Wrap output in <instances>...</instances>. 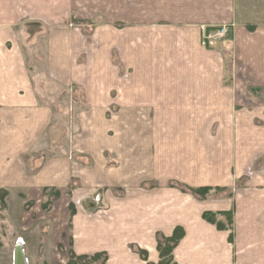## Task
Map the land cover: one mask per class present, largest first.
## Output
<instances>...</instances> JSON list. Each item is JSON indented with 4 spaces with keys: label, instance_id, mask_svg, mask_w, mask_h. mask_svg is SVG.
I'll return each instance as SVG.
<instances>
[{
    "label": "crops",
    "instance_id": "0c3cea01",
    "mask_svg": "<svg viewBox=\"0 0 264 264\" xmlns=\"http://www.w3.org/2000/svg\"><path fill=\"white\" fill-rule=\"evenodd\" d=\"M223 24L230 34L205 43ZM28 27L33 64L15 31ZM37 56L85 106L67 154L38 165L54 108L39 97ZM70 183L62 221L40 226L37 195ZM0 189L3 264H68L71 252L158 263L157 240L176 227L174 264H264V0H0ZM10 191L22 209L33 203L15 226ZM206 211L231 212V224Z\"/></svg>",
    "mask_w": 264,
    "mask_h": 264
},
{
    "label": "rangeland",
    "instance_id": "374dc122",
    "mask_svg": "<svg viewBox=\"0 0 264 264\" xmlns=\"http://www.w3.org/2000/svg\"><path fill=\"white\" fill-rule=\"evenodd\" d=\"M256 12V11H255ZM18 31L19 36L22 35L21 40H22V44H26L24 47L27 50V54L28 57L27 59L30 61V64H33L34 62V58L35 55L30 54L31 50L29 49V45H30V38L32 35V31L33 28H27L26 30L24 29H19V30H15ZM38 31H42L41 29H38ZM29 33V35H28ZM41 34H39V40H42V42L44 43V34L43 31L39 32ZM28 42V43H27ZM39 42V41H38ZM41 42V43H42ZM36 48V44L34 42L33 45ZM37 60L40 63V71L38 72H34V81L36 82V87H38V93H39V97L41 99L42 102H45V104L48 105H52L54 108V117H53V122L52 124L49 126V129H47V132L45 133V137L42 143H40L41 148L43 149V155L39 153V156L37 158H33L32 157V161L35 162L36 165L40 163H42L43 161H46L47 159L51 158L52 154H59L60 155L63 154H67L66 152L68 151V149L70 148V141L68 138L69 132H77V134L79 133V128L82 127V125L78 126V122H77V117L78 115L82 112L83 108L85 107L83 104H81L79 102V93L76 89H72L73 92L68 93L66 91V89H61L57 86H55L51 81L47 80L44 78V72H42L43 69V62H41V59L39 56H37ZM56 88V89H55ZM64 91V98L65 99H61V100H54V97H57L58 95H62V92ZM72 94V98L70 99L68 95ZM67 98H69L67 100ZM255 104V103H254ZM63 109H65L66 111H61ZM251 108V110L254 111L256 106H248ZM256 110V109H255ZM238 111V110H237ZM116 112V110H107L106 117L107 119H112L114 116L113 114ZM102 126V125H101ZM100 126V127H101ZM107 127L109 130H111L112 126L107 124ZM113 129V128H112ZM70 154V153H69ZM68 158V157H67ZM27 161L31 160V158L27 157L26 158ZM75 159L76 162H79L76 164V166H80L81 162H83V158L78 157L77 155L75 156V158H73V160ZM107 161H108V165H117L118 161L115 160L114 158L107 156L106 157ZM86 160V159H85ZM94 162V159L92 160ZM45 163V162H44ZM28 164V163H27ZM79 164V165H78ZM92 167H95L96 165H91ZM81 167V166H80ZM112 167V166H111ZM253 173V172H252ZM251 174V172H250ZM248 178V177H247ZM246 177L240 181V183H244L247 179ZM74 181H72L73 183ZM77 184V183H76ZM174 185H178L181 186L180 184H174ZM70 188L68 189H53V188H44L42 189V194H38V198L40 199L38 202V207H39V215H43L45 218L42 220V225L40 224V226H44V228L46 229H51V227H53L52 225V218H58L60 220V222L63 219V212H65L63 210V206H65V201H68V198L70 196H72L74 188H72V185L70 183ZM221 191H217V192H222ZM226 192H228L229 190H225ZM11 192V196L14 200V202L10 205V211L15 213V211L17 210V212L15 214L11 213V217L13 219V225H16V222L18 223L19 221L16 219L17 216H22V213L24 212V210H28L29 207L33 206V203L28 204L27 207H24L23 209L21 208V205H19V203H15L17 202V200H20V196H23V194H21V192H17V191H10ZM9 195V191L7 189H0V214H2L4 212V200L8 197ZM57 196H60L59 198H61L59 201V204L56 206L55 204L53 205H49L48 203H50V198H55ZM207 196V195H206ZM205 196V197H206ZM45 197V198H44ZM44 202V208H50L48 210H45L44 208H42V204ZM36 203V202H35ZM49 206V207H48ZM54 207V208H53ZM65 208H68V206H65ZM30 209V208H29ZM50 210V211H49ZM49 211V212H48ZM2 212V213H1ZM54 216V217H53ZM67 218V216H66ZM220 218V217H219ZM223 222H225L227 224V219L226 217L223 218ZM1 223L2 220L0 219V231L3 230V228L1 227ZM51 223V224H50ZM51 226V227H50ZM54 228V227H53ZM53 230V229H51ZM3 239V238H2ZM7 259V254H0V264H3ZM100 260H98L99 262ZM69 262V261H68Z\"/></svg>",
    "mask_w": 264,
    "mask_h": 264
},
{
    "label": "trees",
    "instance_id": "16d2710c",
    "mask_svg": "<svg viewBox=\"0 0 264 264\" xmlns=\"http://www.w3.org/2000/svg\"><path fill=\"white\" fill-rule=\"evenodd\" d=\"M184 190V189H183ZM186 191H189L193 193L194 195L200 196V197H205L209 191L211 190L210 187H186ZM223 215L226 216L227 223L231 224V212H223ZM203 217L217 225L218 228L223 229L226 226V223L223 221H219L217 219V213L211 212V211H206L203 213ZM184 235V229L182 227H176L173 234L169 237L165 236H160L158 238V244L157 248L159 251L160 255V260L158 263H150L148 264H174L173 262V248L175 245L179 242V240L183 237ZM140 255L144 258L147 259V252L145 250L139 249ZM107 259V254L105 252H98L95 254H90V255H77L73 252L70 254V259L68 264H104ZM98 260H100L98 262Z\"/></svg>",
    "mask_w": 264,
    "mask_h": 264
},
{
    "label": "built area",
    "instance_id": "2783aa9c",
    "mask_svg": "<svg viewBox=\"0 0 264 264\" xmlns=\"http://www.w3.org/2000/svg\"><path fill=\"white\" fill-rule=\"evenodd\" d=\"M230 30L231 26L228 24H223L209 29H205L203 36L204 42L206 43L208 40L223 39L230 34Z\"/></svg>",
    "mask_w": 264,
    "mask_h": 264
}]
</instances>
